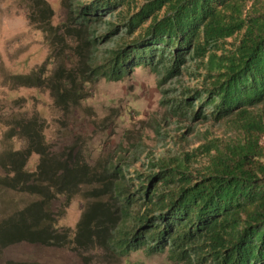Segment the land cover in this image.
<instances>
[{
  "label": "trees",
  "instance_id": "trees-1",
  "mask_svg": "<svg viewBox=\"0 0 264 264\" xmlns=\"http://www.w3.org/2000/svg\"><path fill=\"white\" fill-rule=\"evenodd\" d=\"M26 6L56 65L49 76L41 65L11 82L48 91L68 115L86 85L148 69L178 148L142 168L134 165L144 151L130 160L123 147L90 162L76 143L52 152L38 114L1 111L0 191L31 200L0 217V254L29 243L85 255L86 264L103 252L264 264V0H60L58 22L46 0ZM208 122L224 128L221 136L197 127ZM74 198L82 203L75 230L60 227Z\"/></svg>",
  "mask_w": 264,
  "mask_h": 264
},
{
  "label": "rangeland",
  "instance_id": "rangeland-1",
  "mask_svg": "<svg viewBox=\"0 0 264 264\" xmlns=\"http://www.w3.org/2000/svg\"><path fill=\"white\" fill-rule=\"evenodd\" d=\"M46 1L55 12L54 21H61L60 0ZM26 13V0H0V113L6 111L9 116L38 114L45 121L44 134L52 152H59L63 146L76 143L90 162L105 158L123 147L124 156L130 160L133 158L130 153L144 151L134 165L142 168V164L152 156L160 157L177 150L173 140L178 134L175 120L166 119V111L159 105L161 94L157 78L148 69L138 68L132 76L119 82L101 79L86 85L87 98L81 102L80 109L68 115L54 107L48 91L19 87L11 82L10 76L28 75L41 65H46V76H49L56 65L49 57L42 32L29 26ZM16 101L18 104H15ZM87 107L92 108L95 114L85 115L83 110ZM197 127L210 129L216 136L224 132L223 127L209 122ZM4 132L5 127L0 125V150ZM195 133L188 136L192 143H195ZM132 145H140L139 150H133ZM23 146L21 142L15 149ZM37 163L38 156L32 154L27 169L33 171ZM28 200L31 198L16 192L3 194L0 191V217L15 206H24ZM81 213L82 203L74 198L59 226L75 230ZM93 255L92 252L86 254ZM84 257L67 249L19 243L2 251L0 264L9 260L38 264H86ZM93 258L94 263L89 264H166L164 255L146 256L143 252H132L119 260L104 252L101 257Z\"/></svg>",
  "mask_w": 264,
  "mask_h": 264
}]
</instances>
